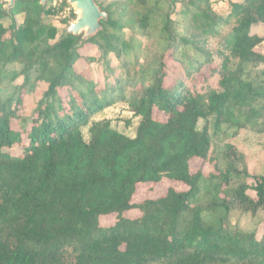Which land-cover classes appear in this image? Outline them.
<instances>
[{"label": "trees", "instance_id": "1", "mask_svg": "<svg viewBox=\"0 0 264 264\" xmlns=\"http://www.w3.org/2000/svg\"><path fill=\"white\" fill-rule=\"evenodd\" d=\"M51 2L0 4V264H264V234L232 219L264 211V175L209 136L264 134V0L98 3L82 47ZM118 105L134 137L99 120Z\"/></svg>", "mask_w": 264, "mask_h": 264}, {"label": "rangeland", "instance_id": "2", "mask_svg": "<svg viewBox=\"0 0 264 264\" xmlns=\"http://www.w3.org/2000/svg\"><path fill=\"white\" fill-rule=\"evenodd\" d=\"M67 1V0H66ZM117 1V0H97V3L107 6L108 4ZM241 0H213L214 8L217 12L224 13L231 2H238ZM64 0H52L50 5H52L58 13L50 18H48L49 24L56 27L58 30V37L63 35L65 28L68 26V22L74 19V11L73 7L66 5V7H62V3ZM23 16H17L16 20L20 24L23 22ZM5 25L8 27L11 24V21L6 19L4 21ZM257 34L261 37H264V26L255 28ZM254 32V30H253ZM255 33V32H254ZM138 39L142 43H146L147 41L138 36ZM259 50L264 54V43L259 48ZM86 53L91 52V47H87L84 50ZM10 70L19 71L20 68L11 65L9 66ZM22 79L16 80L14 83L20 84ZM5 89L9 90L10 86L6 85ZM100 119H108L112 121V126L119 132H122L130 137L135 136V128L137 127V123L134 120H131L130 126H127L126 120L131 119V115L124 108L123 105H118L114 108L106 110L99 118ZM205 125V121H200L198 127L199 129H203ZM209 136L212 141V149L211 152L216 155H222L225 153L228 146H234L239 152H241L245 157V162L242 168L245 167L248 174L250 176H260L264 175V134H258L254 130L251 129H243L240 130L236 136L232 135V132L225 133L224 131L218 132L214 129L212 125L209 130ZM200 165V161L196 160L192 163L193 169H197ZM249 184L251 181H247ZM171 185V183L164 181L162 184L158 185L156 188L151 189L149 186H142L139 189V195L137 196V201L145 199L147 197L156 198L167 190V188ZM176 186H178L176 184ZM179 188L181 186H178ZM232 219L235 223H237L244 231L246 232H257L259 235L264 234V211H258L256 214L251 213H240L233 212ZM113 218H106L105 222H112Z\"/></svg>", "mask_w": 264, "mask_h": 264}, {"label": "water", "instance_id": "3", "mask_svg": "<svg viewBox=\"0 0 264 264\" xmlns=\"http://www.w3.org/2000/svg\"><path fill=\"white\" fill-rule=\"evenodd\" d=\"M18 0H0L3 12L10 16ZM50 0H39L45 8ZM171 8L177 0H164ZM67 5L73 7L74 19L68 22L63 37L74 36L79 38L77 47L91 42L102 31V22H107L109 14L102 9L97 0H67Z\"/></svg>", "mask_w": 264, "mask_h": 264}]
</instances>
